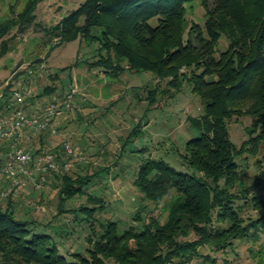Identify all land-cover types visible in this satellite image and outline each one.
Here are the masks:
<instances>
[{
  "label": "trees",
  "instance_id": "16d2710c",
  "mask_svg": "<svg viewBox=\"0 0 264 264\" xmlns=\"http://www.w3.org/2000/svg\"><path fill=\"white\" fill-rule=\"evenodd\" d=\"M191 1L86 0L54 27L46 29L47 33L61 39L57 46L81 38L98 42L99 50H106L108 56L92 62L90 69L108 73L119 68V78L126 71L147 72L163 80L171 77L164 89L161 85L145 88L150 108L161 107L165 96L172 97L173 88L181 92L183 85L179 78H186L181 74L184 66L196 62L203 64L201 71H195L191 79H187L192 81V91L206 102L203 116L191 126L200 135L185 144L186 164L194 172L178 171L161 159H146L139 166L134 182L143 199L155 204L175 191L176 196L167 208V220L161 223L160 218L150 217L148 222H143L137 213L134 220L144 223L140 230L133 226L123 228L120 222L108 220L100 223L101 232L93 231L88 235V257L80 252L63 255L52 243L53 235L46 233L37 220L17 216L11 207V198L0 203V264H175L178 260L187 264L195 258L214 264L215 260L201 253L203 247L225 250L234 246L236 240L248 237L251 229L264 230V215L256 220L249 218L244 225V218L233 206L239 199L234 191L239 175L237 160L243 153L235 147L228 129L229 122L234 119L250 116L253 120L248 128L249 136L258 135L250 141L252 149L249 152L256 154L260 142H264V0H215L216 7L208 9L205 29L191 35L184 43L181 24L175 23L182 17L184 4ZM35 7L36 1H32L23 13L0 24V40L14 28L21 33L28 30L36 19ZM158 15L165 19L152 27L148 21ZM222 35L229 39V46L216 59L211 57L212 42ZM194 42L202 46L201 55L207 56L205 63L200 62ZM1 46L0 56L8 52V41L3 40ZM112 56L119 58V66ZM40 61L42 59L35 62ZM79 63L76 61L75 65ZM42 73L51 80H56L59 74L49 70ZM52 86L45 87L42 95L62 101L69 91L61 96L54 95L56 88ZM12 89L13 85L8 84L1 108L13 106ZM133 91L142 93L140 87ZM159 94L164 98L157 103ZM65 112L68 111L60 115V123L68 120ZM141 127L142 122H139L127 142L138 137ZM35 136L32 140H22L21 147L34 155L52 150L59 161L64 159L61 143L52 144L54 136L50 133ZM75 163L83 168L77 160ZM109 169L101 168L91 176L70 175L64 171L54 174L60 184L57 221L64 212H77L76 217L82 212L85 218H77L75 222H87L93 228L92 218L95 220L98 210L104 207V199L88 193L85 187ZM83 197L87 198L86 204L76 210L64 209L66 201ZM254 203L258 211L264 207V200L257 197ZM27 206L36 213V208ZM228 218L232 225L222 230L220 224ZM192 233L197 236L196 240L183 239Z\"/></svg>",
  "mask_w": 264,
  "mask_h": 264
},
{
  "label": "rangeland",
  "instance_id": "374dc122",
  "mask_svg": "<svg viewBox=\"0 0 264 264\" xmlns=\"http://www.w3.org/2000/svg\"><path fill=\"white\" fill-rule=\"evenodd\" d=\"M32 1H36L33 12L36 19L32 26L23 33L14 28L11 34L0 40V55L2 41L7 40L9 43L8 52L0 56V98L8 84H12L13 88L21 85L22 88L20 89H30L34 96L27 107V112L31 113V108L35 104L40 103L43 108L51 100L48 96L42 95L44 88L48 85H53L52 87L56 88L54 95L59 96L66 94L70 90V86L75 85L78 97H76L75 108L73 111L65 112V118H68V120L65 119L59 124V134L54 136L52 144H60L64 138H68L76 153L84 155L87 160L85 163H81L75 157L69 159L64 155V158H67L65 161L72 162L73 167L63 173L91 176L100 166L110 169L106 173L100 174L98 180L97 178L94 179L90 185L85 187L88 193L104 199V207L98 210L94 216L97 221L92 218L93 228L87 222H77L76 224L77 218L81 220L80 218L84 217L82 212L78 217H76L77 212H64L59 215L61 218L57 221V206L59 204L57 193L60 184L57 180L55 183V176L48 179L44 192L35 189L31 185L34 188H32L33 190L44 194V199L41 202L35 199L29 187V199L38 204L40 210L28 216L22 213L24 217L18 211L16 214L23 218L37 220V223H40L41 226V221L52 225L45 232L53 235L52 243L57 245L60 254L71 255L80 252L88 257L86 250L89 245L86 239L88 235L94 233L93 231L97 233L102 231L100 223L113 220L120 222L123 228L133 226L136 230H140L144 224L143 222H148L150 217L160 218L161 223L167 220V208L176 196L175 191H172L161 203L155 204L143 199L134 182L139 166L146 159H161L178 171L194 172L186 164L185 144L188 140L200 135L199 131L192 129L191 126L193 121L203 116L206 102L192 91V81L190 82L187 79H191L195 71H201L203 64L199 65L196 62L191 66L183 67L181 74L186 75V78L183 76L179 78L181 85H183L181 92L178 93L173 88L172 97L170 98L166 96L164 98L162 94L158 95L157 103H160L161 97L164 98L162 100V103H164L161 107L151 108L146 113L141 127L142 132L135 140L127 142L124 151L119 155L124 139L144 116L143 98L147 94L145 88L148 85L151 87L161 85V89H164L166 85H169L171 77L163 80L147 72L126 71L119 78V68L108 73L103 72L104 70L101 72L90 69L92 62L98 61L102 56H108L106 50L102 52L99 50L101 45L96 41L82 40L81 38L75 42L57 46L61 39L55 37L54 34L47 33L46 29L54 27L86 0H0V24L23 13ZM215 7V0H207V3H204L203 0H193L184 4L182 17L175 23L177 26L181 24V35L184 43L191 35L194 36L198 31L205 29V23L209 19L208 9H214ZM164 19L165 16L158 15L151 18L148 23L152 27H157ZM205 40L207 41L208 38H205ZM212 45L211 57L218 59L223 52L227 51L229 39L222 35L219 40L213 41ZM194 46L198 48L196 53L200 54V62L205 63L207 56L201 55L202 46L199 42H194ZM39 59L47 62L49 72L52 74L59 73L56 80H51L46 73L42 72H38L33 76L27 73L25 68ZM76 61L80 63L75 65ZM114 61L119 66V58L114 57ZM36 63L38 62L34 64ZM67 67L70 68L65 70ZM62 85H64L63 89ZM134 87H140L142 93L134 92L132 90ZM9 91L11 92V89ZM121 95L123 96L121 97ZM123 97L125 100H131L132 107H129V109L132 112H122L123 108L119 106V98ZM113 102L116 103L113 105ZM93 103L99 104L102 111L98 114L94 112L92 115L94 117L100 116L103 122L102 131H99L97 127L94 130L100 134L99 138L101 137L104 142L103 147H101L104 152L100 153V156L98 155L96 159L83 147L85 146L84 142L81 144L76 138V135L83 133L85 130L84 126L88 123L87 120L89 121L84 114L85 109L87 105ZM78 111L81 113V117L76 114ZM123 113L125 115L122 117ZM119 117L122 118L123 124L119 123ZM252 120L250 116H242L238 121L234 119L228 124L235 147L241 149L243 153L237 160L239 175L234 193L239 199L236 200L233 206L244 218V225L250 221L249 218L256 220L264 215V207L259 211L254 208V198L264 200V176L261 178L262 174L264 175V142H260L256 154L249 152L252 149L250 141L258 135L249 136L250 129L248 128L251 126ZM148 121L150 124L146 130L147 126L145 124ZM25 136L29 140L36 137L30 133ZM36 146H39V144ZM75 160L83 165V168H80ZM114 162H118L119 165L115 167ZM84 165H89V167ZM258 176L259 178L256 179ZM86 202V197L68 200L64 204V209L76 210ZM25 205L27 206V204ZM137 213H140L143 222L140 219L134 220ZM231 225L229 218L220 224L222 230L229 228ZM249 232L248 237L236 240L232 247L220 251L203 247L201 253L209 255L212 260H215L214 264H264V230L262 228L251 229ZM60 233L63 235L68 234L62 236ZM183 239L194 241L197 236L192 233L188 238ZM181 263L179 260L175 262V264ZM108 264L114 263L108 262ZM187 264L213 263L195 258Z\"/></svg>",
  "mask_w": 264,
  "mask_h": 264
},
{
  "label": "built area",
  "instance_id": "2783aa9c",
  "mask_svg": "<svg viewBox=\"0 0 264 264\" xmlns=\"http://www.w3.org/2000/svg\"><path fill=\"white\" fill-rule=\"evenodd\" d=\"M30 76L48 70V64L42 60L25 68ZM21 86V85H20ZM13 88L12 103L9 109L0 107V203L8 199H21L30 207L40 210V206L29 199V187L44 192L48 179L60 171H69L73 163L65 161L67 158H77L81 163L86 157L77 154L71 141L64 138L61 145L65 157L59 161L57 154L43 151L34 155L31 150L21 147V141L26 139L27 133L36 135L50 133L59 134L60 115L62 111H73L77 97V87L70 86V90L62 101L51 99L38 113L27 112L33 92L32 90ZM3 96L0 102L3 101Z\"/></svg>",
  "mask_w": 264,
  "mask_h": 264
},
{
  "label": "crops",
  "instance_id": "0c3cea01",
  "mask_svg": "<svg viewBox=\"0 0 264 264\" xmlns=\"http://www.w3.org/2000/svg\"><path fill=\"white\" fill-rule=\"evenodd\" d=\"M146 87V86H145ZM151 86L150 85H148L146 88L148 89V88H150ZM152 87H154V86H152ZM134 88H137V87H134ZM125 89V88H124ZM123 90V89H122ZM132 90H133V88H132ZM3 96V95H2ZM1 96V97H2ZM41 96V95H40ZM123 95H121V97H122ZM40 98V97H39ZM45 98H48V97H45ZM147 94H146V97H144L143 98V101H144V105H143V113H144V116L142 117V119L139 121V122H142L143 123V119H144V117L146 116V113L151 109L150 108V106H148L149 105V102L147 101ZM116 103V102H115ZM114 102L112 103L113 105L115 104ZM111 104V105H112ZM132 104H131V100L130 99H128V100H125V98L123 97V98H119V106L120 107H122L123 109H122V112H128V111H130V109H129V107H132L131 106ZM152 108H155V106L154 107H152ZM41 109H42V104H35L32 108H31V113L32 112H40L41 111ZM102 111V107H99V104H97V103H93V104H91V105H87V107H86V109H85V116L86 117H88V119H89V121L87 120V122L88 123H86L85 124V126H84V128H85V130H84V132L83 133H79V135H76V138H77V140L79 141V142H81V144H83L82 142H84V144H85V146H83L88 152H89V154L91 155V156H93V158H97V156L99 155L100 156V153H103L104 152V150L103 149H101V147H103V141H102V139H101V137L99 138V136H100V134H98V133H96V131H94L95 130V127H97V129L99 130V131H102V127H103V125H102V121H101V117L100 116H98V117H94V115H92L94 112H95V114L97 113H100ZM130 112H132V111H130ZM125 115V113H123V115H122V117ZM92 119V120H91ZM85 120V119H84ZM138 122V123H139ZM119 123L120 124H123V121H122V118L121 117H119ZM137 123V124H138ZM92 124V125H91ZM136 124V125H137ZM149 124H150V122L148 121L147 122V124H145V126H147L145 129L147 130L148 129V127H149ZM136 125L134 126V127H136ZM97 130V131H98ZM143 130V129H142ZM142 130H141V132H142ZM132 131V130H131ZM131 133V132H130ZM140 133V132H139ZM130 135V134H129ZM129 135L127 136V138L126 139H124V141H123V145H122V148H121V150H120V153H119V155L124 151L123 150V148H125V145H126V143H127V139H128V137H129ZM139 136V135H138ZM121 160V157L119 156V161ZM121 162V161H120ZM113 165L115 166V167H117L118 165H119V163L118 162H114L113 163ZM102 167L100 166L99 168H98V170H100ZM99 178H97V180H98ZM55 180V183L58 181L57 180V178H55L54 179ZM57 180V181H56ZM59 182V181H58ZM33 187L30 185V190L32 191V194H33V196L35 197V199L37 200V201H39V202H41V201H43V199H44V194H42V193H40L39 191H35V190H33L32 189ZM59 198V197H58ZM5 205L7 206V203H5ZM59 205V204H58ZM25 205V202L24 201H21V200H19V199H12V205H11V207H13V209L15 210V212L17 213V211H18V213H20L21 215H22V213L23 214H25L26 216H28V215H33L34 214V212L31 210V209H29L28 208V206H26ZM58 207V206H57ZM26 209V210H25ZM57 211H58V208H57ZM23 217H24V215H22ZM43 216H46V215H43ZM50 217V216H49ZM25 219H27V218H25ZM41 223H42V226H41V228H43V229H45V230H47V229H50L51 227H52V225H50V224H47V222H43V221H41ZM77 224V223H76Z\"/></svg>",
  "mask_w": 264,
  "mask_h": 264
}]
</instances>
